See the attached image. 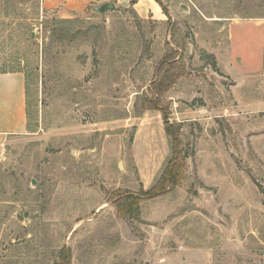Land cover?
<instances>
[{"label":"rangeland","instance_id":"obj_1","mask_svg":"<svg viewBox=\"0 0 264 264\" xmlns=\"http://www.w3.org/2000/svg\"><path fill=\"white\" fill-rule=\"evenodd\" d=\"M114 3L0 0V71L24 72L27 106L0 147V264H264V0L155 1L162 20ZM168 59L185 171L124 220L115 197L150 188L172 153L143 110Z\"/></svg>","mask_w":264,"mask_h":264},{"label":"trees","instance_id":"obj_2","mask_svg":"<svg viewBox=\"0 0 264 264\" xmlns=\"http://www.w3.org/2000/svg\"><path fill=\"white\" fill-rule=\"evenodd\" d=\"M155 1L160 4V0ZM130 2L135 3L136 0H130ZM161 8L164 14L168 15L167 10L162 6ZM61 30L63 29H60L59 31L55 30V32H62ZM176 64L177 63L174 62V59H168L161 64V67L156 74L159 80L157 82L156 80L153 81L151 88L148 90L151 93V96L149 95L148 98H144L143 101L145 104L143 107L144 111L158 110L161 113L165 133L171 141L170 145L172 153L160 172L158 179L150 188L142 189L137 194L127 192L115 197L114 205L117 209V214L124 220L137 217L141 201L150 200L167 194L182 178L185 171V160L187 159L188 154L183 152L180 147L178 124L169 121L168 108L164 107L161 103L162 95L169 90L175 79L184 73V70L179 68ZM68 259L69 256L65 252L63 255L64 264H69Z\"/></svg>","mask_w":264,"mask_h":264},{"label":"crops","instance_id":"obj_3","mask_svg":"<svg viewBox=\"0 0 264 264\" xmlns=\"http://www.w3.org/2000/svg\"><path fill=\"white\" fill-rule=\"evenodd\" d=\"M114 0H41V8L63 13L83 12L88 6ZM126 1L127 0H121ZM144 1L146 5L139 8ZM134 8L142 17L149 13L158 14L157 3L154 0H137ZM26 82L25 75L21 70L0 71V147L8 136L19 135L26 131Z\"/></svg>","mask_w":264,"mask_h":264},{"label":"water","instance_id":"obj_4","mask_svg":"<svg viewBox=\"0 0 264 264\" xmlns=\"http://www.w3.org/2000/svg\"><path fill=\"white\" fill-rule=\"evenodd\" d=\"M122 3L126 4V1H122ZM113 9H115V3L113 1H103L92 6V10L101 15Z\"/></svg>","mask_w":264,"mask_h":264}]
</instances>
